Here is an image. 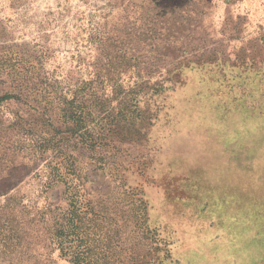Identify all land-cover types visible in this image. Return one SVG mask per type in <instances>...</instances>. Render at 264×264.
<instances>
[{"label": "rangeland", "instance_id": "obj_1", "mask_svg": "<svg viewBox=\"0 0 264 264\" xmlns=\"http://www.w3.org/2000/svg\"><path fill=\"white\" fill-rule=\"evenodd\" d=\"M109 59L83 145L62 99ZM252 63L264 0H0V89L24 92L0 108V264H264V121L212 126L195 82ZM140 86L163 92L134 123L115 94Z\"/></svg>", "mask_w": 264, "mask_h": 264}, {"label": "trees", "instance_id": "obj_2", "mask_svg": "<svg viewBox=\"0 0 264 264\" xmlns=\"http://www.w3.org/2000/svg\"><path fill=\"white\" fill-rule=\"evenodd\" d=\"M106 66L109 67V71L101 73L102 71H94L91 78L85 82H82L79 84V86H76L71 92L69 93L71 97L64 96L62 99L63 104H65L68 108L67 113L69 111V115L72 118V122L74 124L75 128H78V130H85V133H83L79 138L82 139V141L85 139V136L88 134V130H86L87 123H90L89 120L92 119L91 111H87L86 102L88 101L86 99L87 96L90 97L91 103L90 105H94L95 108L98 106H105L106 104H109L111 102L108 98H101L98 96V92L105 89L107 86L111 85L112 87H118V77H115V72H112L110 70L114 69V62L109 59L107 61ZM99 63L96 64V69H98ZM211 67L210 64H206L205 68L209 69ZM233 68L238 69L239 75L242 77L237 76L238 74H235L233 78H226L222 79L221 77L215 78L214 81L211 82V78H201L195 80L196 84H202L200 85V88H206L204 92H199L198 96L200 95V101L204 103L205 109H207V112H209L210 117L213 119L214 126L215 123L221 126H225V123L228 125L231 124L233 127V132H235L237 129H242L241 125H248L253 128V123L255 121L262 120L264 121V107L260 104H256L257 100H262L264 102V66L262 68H256L254 63L250 64L247 73L243 74V69H241L240 65H233ZM182 79L180 78L177 81V84L182 82ZM226 82H230L231 84H227ZM11 86L7 85V88H4V90L0 89V108L4 101H16L20 100L19 96H22L24 93L23 90L20 88L21 85L19 84L18 80H15ZM214 86L213 90V85ZM230 86L229 89L228 86ZM23 86V85H22ZM100 87V89H99ZM105 87V88H104ZM138 93H132V94H126L124 96L121 95L119 89L117 88L115 97L116 100L120 99L121 105H127L128 108H130V113H132L133 118L131 119L134 123L137 122H145L146 120L149 122L151 119V115L149 112L145 110V108L148 106V101L151 100L155 94H158L159 92H163L159 86L156 88H152L153 90H148L147 92L144 91V86H140ZM155 87V86H154ZM220 90V88H222ZM165 89V88H163ZM223 91V92H222ZM223 93L224 96L222 98H217L218 94ZM18 95V97H17ZM133 95H136L133 98ZM125 97V98H124ZM156 99V98H155ZM129 100H132L134 102L128 103ZM242 101V102H241ZM249 101L250 103V110L248 109L246 103ZM21 102V101H20ZM258 103V102H257ZM89 106V105H88ZM231 106V108H229ZM133 108V109H131ZM135 108V109H134ZM101 111H99L100 113ZM135 115V116H134ZM148 115V116H147ZM23 119L22 115H16L15 120L17 122H22ZM136 119V120H135ZM136 126H134L135 128ZM137 129V134L139 136H147V130L143 128L145 131V134L140 135L141 133V126L139 125ZM251 129V128H250ZM31 131V130H30ZM31 132H29L30 134ZM108 133H111L108 132ZM30 136H33L30 134ZM35 137V136H33ZM37 139V137H35ZM101 140V138H100ZM108 140V139H105ZM49 142V141H47ZM92 143V142H91ZM98 143V142H96ZM50 144V143H49ZM83 145L87 144L85 141L82 143ZM48 146V144H46ZM46 145L45 141L43 139L34 140L33 147L37 148L35 150L39 153H45L46 152ZM59 157L61 158L63 155L62 152L59 153ZM57 158V159H58ZM65 162V161H64ZM64 162H59V165L64 164ZM66 164V162H65ZM68 166V164H67ZM70 170L74 169V165H69ZM10 200V199H9ZM7 200V202H9ZM68 221V219H67ZM66 223V228H67ZM82 255L85 256L84 252H80ZM70 253L68 252V255ZM71 264H86L84 263L83 256L80 258V256H76L75 258L71 259Z\"/></svg>", "mask_w": 264, "mask_h": 264}]
</instances>
